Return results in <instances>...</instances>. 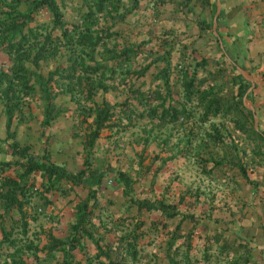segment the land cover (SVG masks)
Here are the masks:
<instances>
[{
  "label": "trees",
  "instance_id": "16d2710c",
  "mask_svg": "<svg viewBox=\"0 0 264 264\" xmlns=\"http://www.w3.org/2000/svg\"><path fill=\"white\" fill-rule=\"evenodd\" d=\"M184 1L186 5L192 2ZM70 2L74 0H0V53L11 60L9 70L0 68V101L5 106L8 132L6 152L10 157L0 160V248L3 244L7 249L13 248L5 258H1L0 252V264H137L142 258L145 259L142 253L150 245H154L156 251L153 262L145 259L149 264H264V249L260 250L261 257L255 253L254 249L258 245L256 239L247 237L246 232L244 237L240 235L241 227L234 238L218 229L210 231L208 235L204 233L206 241L203 243V236L194 231V226L186 233L181 232L185 223L192 221L198 224L193 213L182 212L178 204L167 201L165 196L157 197L153 189L149 190L146 186L140 187L137 192V180L129 169H116L112 165L105 167L104 162L94 166L92 161L97 141L108 131H114L121 125V131H128L135 125V119L130 116L123 123L125 112H137L134 105L131 106L132 99L143 106L141 116L149 117L157 126L166 124L184 127L192 118L189 105L195 99L203 109L197 120L201 124L209 121L211 115L218 116L234 107L242 112L249 111L252 132L259 136L264 146V130L261 127L255 129L254 112L247 110L243 100L248 95V99L253 102L252 92L248 93L252 83L240 72L239 67L242 66L236 58L231 57L220 31L214 32L218 49L228 57L236 77L233 93L229 96L230 100L225 99L227 107L224 109L223 91L209 81L215 76V71L199 75V69L205 71L209 65V58L199 56L197 49L191 48V42L184 40L183 32L170 31L158 37L151 50H145L144 44L120 49L113 42L119 33L103 27V20H107V17L115 19L117 16L124 19L133 14L140 7L139 0H133L123 13H120L123 0H83L86 9L81 11L82 6L80 9L76 7L72 20L67 19L63 11ZM206 2L213 14L211 21L201 27L202 30L213 29L218 9L217 0ZM45 10L51 18L41 21L38 17ZM223 13L221 11L218 15V25L223 23ZM113 24L107 23V26ZM237 41L234 39L231 46L235 47ZM156 46L159 47L154 51ZM143 53H147L150 61L139 69H132V65L138 64L134 61L136 57ZM174 53L178 55L176 61L173 59ZM188 57L194 58L191 61ZM51 61L57 63L54 69L44 75L41 71L42 62ZM153 65L157 66V84L156 89L148 94L136 87L133 77L145 76ZM123 67L126 70L120 74L119 70H123ZM173 75L178 77L182 89L179 91L180 97L173 92V88H176L175 83H172ZM92 76L93 79L89 78ZM54 85L60 90L55 92ZM117 88L127 90L124 102L104 99L100 103L95 100L98 91L108 92ZM38 90L42 92L45 102L41 136L46 134L48 127L58 117L56 99L60 94L70 95L78 106V116L86 128L82 140L85 159L84 166L75 172L53 161L49 152L33 154L29 144L22 145L16 140L14 120L26 106L34 104ZM81 94L85 97L77 96ZM156 100L159 102L155 103ZM197 121L192 124L195 125ZM212 136L216 145H219L217 142L223 143L221 134ZM149 138L148 141L151 140V133ZM154 140L157 138L154 137ZM203 143L198 149L199 162L206 166L211 163L212 169L223 166V159H216L209 151V144L206 141ZM229 155L226 151V156ZM236 159L229 163L240 168L242 176L249 182L244 160L238 154ZM210 172L213 174L212 170ZM108 182H115L122 188L125 203L121 208L129 212V208L136 206L146 218L131 214L127 218L121 215L108 216V220L103 218L106 207L102 204L105 202L101 201L102 190L109 187ZM79 186H84L88 193L76 203L74 221L65 236H57L51 231L48 235L41 232L37 236L38 241L28 242L29 221L25 205L35 195L42 197L54 191L68 195ZM151 186L154 188V185ZM137 193L143 196L139 197ZM195 196L197 201L205 205L209 200L204 192ZM165 229L168 231L164 232ZM15 230L17 237H13ZM18 240H25L24 249L18 246ZM24 250L28 253V261L22 258L21 252ZM56 253L62 255L61 259L47 263V259H54Z\"/></svg>",
  "mask_w": 264,
  "mask_h": 264
},
{
  "label": "rangeland",
  "instance_id": "374dc122",
  "mask_svg": "<svg viewBox=\"0 0 264 264\" xmlns=\"http://www.w3.org/2000/svg\"><path fill=\"white\" fill-rule=\"evenodd\" d=\"M139 1L140 7L124 19L117 16L115 19L107 17V20H103V27H109L110 30L119 33L113 39V42L120 49L127 46L138 47L144 44L143 48L145 50H151L158 37L169 34L170 31L183 32V38L191 42V48H196L199 56L209 58L211 64L209 63L205 71L200 68L199 75H205L207 71H215V76L209 81L215 88L223 91L222 109L227 107V100L225 99L230 100L229 96L233 93L236 81L235 71L230 65L228 57L224 56L218 49L214 29L202 30L201 28L205 26V23L211 21L213 14L206 0H192L187 5L184 0H165L164 3L160 0ZM211 1L214 2L215 0H208L209 3ZM219 1L221 11H229L231 14L230 18L217 25V30L226 39L224 41L231 57L236 58L237 54L231 46L232 37H234L231 35V29L236 27L243 28L244 31L247 29L248 44L253 41L255 31L262 24L261 19L256 18L258 15L256 14L257 4L260 0ZM122 3L124 4L120 9V13L124 12L126 6H131L133 0H123ZM81 6V11L86 9V6H83V0L70 2L63 9L67 19L72 20L76 7L80 9ZM240 11H246L249 15L248 19L244 21L232 20L231 16L237 15ZM38 18L45 21L49 20L51 15L45 10L41 12ZM107 23L115 24L107 26ZM228 36L232 37L228 38ZM158 47L156 46L154 51ZM198 55L195 56L198 57ZM177 57L178 55L174 53V61L177 60ZM193 58L188 57L191 61ZM134 61L138 64L132 65V69H139L142 65L148 63L150 58H148L147 53H143L137 56ZM56 63V61L42 62L41 71L43 74L47 75L50 70L54 69ZM253 63L247 66L244 65L245 67L239 64L249 70L256 84V77H260L261 73L264 76V71L259 70L260 64L257 63L258 67L256 63ZM10 65L11 60L8 56L0 53V68L3 67L5 70H9ZM125 70L126 67H123V70H119V73L121 74ZM156 72L157 66L153 65L145 76H134L133 82L136 87L138 86L150 94L154 91L153 89H156ZM89 78L93 79L94 76ZM172 83H175L176 87L173 88V92L177 93V97H180L181 93L179 91L182 89H180L176 75L172 76ZM59 90L60 88L54 85V91ZM255 90L256 86L250 93L252 92L255 114L258 117L256 104L259 101L255 95ZM127 95V90L123 91L122 88L110 89L108 92L98 91L95 100L100 103L104 99L113 102H124ZM77 96L80 98L85 97L83 94ZM158 102L159 100L155 101V103ZM56 105L58 117L48 127L46 134L41 136L45 102L42 92L38 90L34 104L31 107L26 106L23 112L16 116L13 132L16 140L21 142L22 145L29 144L31 146V153L43 155L49 152L53 161L75 172L84 166L85 152L82 140L86 134V128L81 121V117L78 116V106L70 95L60 94L56 99ZM132 105H134L133 108L137 109V112H125L126 116H123L125 117L123 123H126L127 116H130L135 119V125L128 131H121L120 129L123 128V125H121L119 128H115L114 131H108L106 135L98 140L92 154L94 166L104 162L105 167L112 165L116 169H129L134 179L137 180L135 186L137 192H139L140 187L142 189V186H146L149 190L153 189L157 197L165 196L168 199L167 201L178 204L182 212L193 213L198 224L192 221L185 223L181 232L186 233L188 229H192L194 226V231L196 230L198 235L203 236L201 238L203 243L206 241L204 233L208 235L218 229L222 230L228 237L234 238L237 229L241 227L242 233L240 232V235L244 237L246 232L247 237L256 239L258 245L254 252L261 257L260 250L264 249V146L259 136L252 132L249 111L242 112L234 107L228 112H221L218 116L211 115L209 121L201 124L197 120L200 119L203 109L200 108L199 101L195 99L189 105L192 118L188 120L187 124H184V127H173L166 124L157 126L152 123L149 117L141 116L143 106L136 99H132ZM4 107L1 100L0 160L10 158L6 152L8 132L6 130ZM195 121L197 122L193 125L192 123ZM259 128L260 124L258 122L257 130ZM150 133L151 140L148 141ZM220 134L223 137V143L217 142L219 145H216V140L212 135L217 136ZM154 137L157 140H154ZM44 140H47L46 145H44ZM203 141L209 144V151L213 153L216 159H223V166L212 169L211 163H207L206 166L199 162L198 149L199 146L204 144ZM144 147L147 148L144 149ZM226 151L230 154L228 157ZM237 154L244 160L243 164L247 169L249 182L242 176L240 168L229 163V161L235 162L237 160ZM203 155L206 156L207 153H203ZM141 156L143 157L142 160ZM140 164H143V169ZM142 172L143 175H141ZM108 185L109 187L102 190L101 201L105 203L100 201L106 207L103 218L108 220L110 218L108 216L114 217L116 215L127 218L130 214L138 215L143 219L146 218V215H142L136 206L129 208V212H127V209L121 208L120 206L125 203L122 188L115 182H108ZM151 185H154V188ZM202 192L207 193L209 198L206 205L196 200L195 195ZM87 193L88 191L84 186H79L74 191L69 192L68 195L63 194L61 191L44 194L42 197L35 195L31 202L25 205L29 221L28 242L30 240L38 241L37 236L41 232L48 235L51 231L57 236H65L67 229L74 221L76 203L80 198H85ZM137 195L139 197L143 196L141 193H137ZM47 201H50V203H47ZM1 212L2 207L0 205ZM198 220H200V223ZM167 231L168 229L164 230V232ZM13 237H17L16 230ZM1 239L2 234L0 233V241ZM195 239L197 241V237ZM24 242L25 240H18V246L24 249ZM12 250L13 248L7 249V246L3 244L0 248L1 258L7 257V252ZM155 251V246L150 245L146 246L142 254L151 263L154 261ZM21 255L23 259L28 261V253L25 250L21 252ZM61 257L60 253H56L54 259H47V263L54 262L56 259H61ZM143 259L137 264H149ZM162 263H165V261H162Z\"/></svg>",
  "mask_w": 264,
  "mask_h": 264
},
{
  "label": "crops",
  "instance_id": "0c3cea01",
  "mask_svg": "<svg viewBox=\"0 0 264 264\" xmlns=\"http://www.w3.org/2000/svg\"><path fill=\"white\" fill-rule=\"evenodd\" d=\"M257 5L258 8L256 10V14L258 15L256 16V18L261 19L262 24L258 27V30L255 31L256 33H254L253 41H251L252 43L250 42L251 44H248L247 29L244 31L243 28L240 29L239 27L232 28L231 35H233L234 37L228 36V38L232 37V41L234 39H238L237 43L235 44L236 48H232V50L237 54L236 60H238L242 66H247L249 64H252L253 62V64L256 63V65L258 63L260 64L259 70L262 72L264 71V0L258 1ZM230 14L231 13L229 11L223 13V22L227 18H230ZM247 14L248 13L246 11H240L237 15H232L231 17L234 21H244L248 19L249 15ZM231 45H233L232 42ZM255 95L259 101L256 104V113L258 112V122L261 129L264 130V76L262 73L260 77H256Z\"/></svg>",
  "mask_w": 264,
  "mask_h": 264
},
{
  "label": "water",
  "instance_id": "95a60500",
  "mask_svg": "<svg viewBox=\"0 0 264 264\" xmlns=\"http://www.w3.org/2000/svg\"><path fill=\"white\" fill-rule=\"evenodd\" d=\"M220 12H221V3L218 0V9H217V13H216L215 18H214V25H213L214 31H217L218 15L220 14ZM239 70L242 73V75L244 76V78L252 83V86L250 87V89L248 91V93H250V91L253 88H255V86H256L255 81H254V77L246 69H244L242 67H239ZM243 100H244L245 107L254 112L255 128L258 129V117L255 114V106H254L253 102L248 99V95H245Z\"/></svg>",
  "mask_w": 264,
  "mask_h": 264
}]
</instances>
